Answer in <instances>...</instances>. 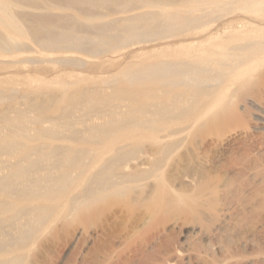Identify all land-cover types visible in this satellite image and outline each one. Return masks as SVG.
Segmentation results:
<instances>
[{"label":"bare ground","instance_id":"obj_1","mask_svg":"<svg viewBox=\"0 0 264 264\" xmlns=\"http://www.w3.org/2000/svg\"><path fill=\"white\" fill-rule=\"evenodd\" d=\"M26 36L43 54L31 63L57 66L55 75L69 78L75 73L93 74L107 55L140 44L151 45L163 56L126 74L119 93L130 101L129 111L123 113L115 106L108 112L106 125L93 124L77 133L83 142L100 138L108 144L112 131L120 140L134 139L130 132L135 129L158 131L169 139L201 121L214 124L215 129L234 124L229 131L264 130V0H0V77L22 63L18 54L30 50L21 41ZM72 84L65 82L62 91L69 107L57 110L65 131L72 129V110L97 112L107 101L101 91L93 89L67 95ZM12 98V91H0V99ZM151 98L159 102L146 104ZM29 108L41 112L39 107ZM217 108L221 120H215ZM12 113L13 117L0 114L7 133L3 137L0 132V155L17 157L14 163L0 166V264L23 263L27 241L54 212L42 200L62 195L70 184L67 171L51 176L47 162L64 157L63 166L77 168L83 158L76 150L53 146L61 132L42 127L43 114L31 119L17 109ZM246 119L254 123L248 125ZM31 126L34 135L29 133ZM247 157L244 176L253 182L250 185L197 186V196L206 199V211L213 220L204 236L213 240L218 252L223 251L218 235L226 232L241 236L239 246L256 254L254 238L264 230L262 223L256 231H248L242 221L247 209L264 204V146ZM122 158V154L114 156L122 174L112 188L129 177ZM109 167L102 169L104 181ZM242 264H256V260Z\"/></svg>","mask_w":264,"mask_h":264},{"label":"rangeland","instance_id":"obj_2","mask_svg":"<svg viewBox=\"0 0 264 264\" xmlns=\"http://www.w3.org/2000/svg\"><path fill=\"white\" fill-rule=\"evenodd\" d=\"M21 41L30 50L19 53L22 63L8 69L9 75L0 77V91L13 92L12 99H0V114L13 117L16 109L31 119L43 114L42 127L61 132V139L53 146L73 149L83 156L77 168L63 166L64 157L47 162L51 176L67 171L70 184L62 195L42 200V205L54 212L27 241L22 264H242L248 259L264 264V230L254 238L256 254L240 247L241 236L235 233L219 234L218 245L223 251L214 249L213 240L204 236L211 231L213 220L206 211V199L197 196L198 185L229 182L240 188L253 183L245 179L244 169L247 156L264 146V130L229 131L236 125L215 129L214 124L201 121L169 139H163L165 134L158 131L135 129L130 132L134 139L120 140L112 131L108 144L100 138L83 142L77 133L93 124L106 125L110 120L108 112L115 106L123 113L129 111L130 101L119 93L125 86L126 74L142 64L162 60L163 56L154 52L151 45L140 44L107 55L101 65L89 60L98 65L97 71L75 73L69 78L55 75L57 66L31 63L43 54L29 37ZM36 68L45 72L33 71ZM68 81L73 84L67 88V95L93 89L101 91L107 101L97 112L72 110V129L65 131L57 110L69 107L70 102L62 95ZM158 102V98H151L145 103ZM29 106L39 107L41 112ZM214 112L215 120H221V109ZM245 122L249 125L254 120ZM31 127L29 133L34 135L35 128ZM0 132L3 137L7 135L1 123ZM116 154H122L121 163L128 166L125 174L129 177L112 188L122 174L114 161ZM16 160V156L2 154L0 166ZM104 166H110L107 181L101 179L106 176ZM61 168L64 170H58ZM96 177L99 182L92 184ZM263 212V203L246 210L242 221L248 231H256L262 223L264 226ZM175 253L180 256L175 258Z\"/></svg>","mask_w":264,"mask_h":264}]
</instances>
